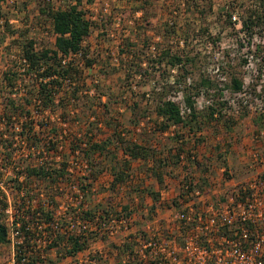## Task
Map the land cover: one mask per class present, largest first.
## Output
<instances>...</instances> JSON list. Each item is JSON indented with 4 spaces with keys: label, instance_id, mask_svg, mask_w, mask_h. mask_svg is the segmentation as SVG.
<instances>
[{
    "label": "trees",
    "instance_id": "obj_1",
    "mask_svg": "<svg viewBox=\"0 0 264 264\" xmlns=\"http://www.w3.org/2000/svg\"><path fill=\"white\" fill-rule=\"evenodd\" d=\"M2 1L0 0V18L3 16ZM127 1L126 9L121 12L123 16L119 19L133 17L135 13H140L138 17L140 19L130 25L128 36L118 44L116 58L126 71L124 80L128 82L142 72L145 74L146 68L143 65L150 61L156 65L151 67L160 71L163 81L143 95L147 104L153 103L156 117L154 124L159 125L158 129L162 132L173 126L187 127L189 137L196 142L200 141V136L197 135L199 130L205 124L219 122L223 116V102L216 100L202 110L196 106V98L203 91H208L215 79L203 73L199 79H194L192 74L198 64V54L187 50L176 51L172 42V38L180 31L184 35L183 45L188 46V38L195 28L189 26L180 28L171 17L155 25L150 21L149 15L145 14L149 0ZM183 1L188 3L187 8L190 5L195 7L189 11L197 18L211 9V0ZM93 2L94 0H65L63 6L56 8L46 6L39 9L40 15L51 22L54 33V46L51 48L37 47L35 39L21 38L23 32L9 29L13 35L20 33L21 40L17 47L21 64L19 67H7L0 74V244L9 242L6 225L9 216L5 209L11 205L14 210L12 224L18 225L23 237V241L16 245V254H27L28 251H31V254H38L39 249H36V252L33 248L43 231L52 235L47 249H55L60 254H76L87 245V238L83 234H76L74 231L62 233L59 228L52 227L55 211L59 207L57 192L64 187V182H70L71 159H79L82 165L90 169L93 167L95 171L92 173L93 179L96 175L108 172L112 176L108 189L113 190L117 187H128L133 177L134 162L140 161L142 165H146V174H150L161 183L163 170L159 172V167L177 166L184 157L186 160L194 157L185 150L183 142L169 146L167 154L161 156L162 152L158 150L157 145L152 146L146 140L141 142L122 134L118 117L110 113L111 93L102 90L89 73L96 59L91 56L86 40L97 20L94 21L92 15L88 16L84 4ZM263 3L264 0L262 5L256 4L254 0L256 8L249 7L243 10L242 30L246 35L243 39L248 43L256 33V28L264 25ZM229 16L227 23L234 29ZM175 17H178V14ZM151 25L154 29L157 27L156 33L162 39V43L158 44L155 58L147 60L145 50L149 44L143 36ZM210 39L215 46L219 38L211 35ZM168 67L170 70H176L172 84H167L168 82L164 80ZM18 70L23 73L21 76ZM86 77L91 79L90 85ZM25 80L28 84L22 90H14L17 85L18 87L24 85ZM229 80V87L233 91L241 89L242 79L238 74L229 72ZM174 87L180 90L182 101L188 109L185 114L181 112L180 104L167 94ZM104 96L106 98L102 101ZM69 103L74 105V109L82 110L86 116V126L81 133L64 130L47 114H56L60 111L62 114L59 112L60 117L67 121ZM96 103H100L101 110L95 108ZM141 104L142 100H136L129 107L134 118L131 122L135 126L145 121L149 111L148 106ZM35 107L38 108V113L33 114ZM232 124L228 122L226 126L231 127ZM101 125L110 130L109 136L104 139L97 138ZM194 163L198 162L194 159L190 165ZM88 178L89 176H83L82 180ZM82 182L76 184L86 196L91 184L84 186ZM34 186L43 192L42 199L38 198V192L33 194ZM144 190L152 196L151 209H154L157 206L158 193L148 188ZM6 191L11 197L10 202ZM133 191L139 190L135 188ZM58 193L62 195L61 192ZM106 203L108 202H105V205L87 207L81 211L80 217L90 218L97 210L106 215L116 212L113 206ZM121 210L125 215L131 214L130 202L123 204ZM59 222L63 227L65 224L63 218ZM43 223L47 226L39 228ZM128 245L129 243L125 242L114 247L118 253H122ZM35 260L37 259L33 257L32 262Z\"/></svg>",
    "mask_w": 264,
    "mask_h": 264
},
{
    "label": "rangeland",
    "instance_id": "obj_2",
    "mask_svg": "<svg viewBox=\"0 0 264 264\" xmlns=\"http://www.w3.org/2000/svg\"><path fill=\"white\" fill-rule=\"evenodd\" d=\"M181 1L183 0H149L145 14L149 15L150 21L155 25H159L171 17V20L176 21L180 28L182 26L195 28L188 38V46H180L177 41H174V39L184 38L180 31L172 38V42H174L176 51L187 50L198 54V64L192 74L194 79H199L201 73L213 76L215 79V85L212 84L208 91H203L196 98V106L202 110V108L211 106L216 100L223 102V116L220 117L219 122L205 124L199 130L197 135L200 136V141L198 142L189 137L187 127L173 126L162 132L158 129L159 125L154 124L153 121L156 117L153 112V103L147 104L143 95L163 81L160 71L151 67V65H156L150 61L143 65L146 68L145 74L142 72L128 82L124 80L126 71L116 58L118 44H121L122 39L128 36L130 25L132 26L134 21L140 19L138 18L140 13L120 20L119 17L123 16L121 12L126 9L127 0H94L92 4H84L85 9L88 10V16L92 15V19L97 20L86 40L91 56L96 59L89 73L102 90L111 93L110 113L118 117L122 134L141 142L146 140L152 146L157 145L158 150L162 152L161 156L167 154L169 146L179 145L180 142H183L185 150L194 156L188 160L184 157L177 166L159 167V172L163 170L161 183H158L150 174H146V165H142L140 161L134 162L131 183L129 182L128 187H117L113 190L108 189L112 177L108 172L96 175V178L93 179L92 173L95 172L93 167L90 169L84 164L82 165L76 158L69 161L70 182L76 184L83 181L84 186L88 183L91 184L84 196V202L79 206L86 205L87 208L97 204L105 205L104 203L108 202L106 204L117 208L130 202V210L134 215L132 230H140L144 219L148 218L151 212L158 210L159 216H162L165 211H168V207L174 204V200H177L176 195L184 176L194 177L204 184L203 175L215 176L221 168H224L235 180H240L249 175L251 171L249 165L254 152L264 157V25L256 28V33L251 39L253 43L248 45L246 39H242L246 36L245 33L244 35L237 34V31L227 23L228 15L231 12L241 13L240 10L252 6L253 1L211 0V9L200 18L190 13L189 10L195 8L193 5H190L188 9V3L183 1L182 4ZM64 4L65 0H3L1 2L3 16L0 18V74L7 67H19L21 64L17 47L21 40L20 33L13 35L9 29L23 32L24 35L21 34L23 36L21 38L35 39L37 47L51 48L54 46L51 22L40 15L39 9L46 6L56 8ZM256 4L262 5V0H256ZM176 14L178 17H175ZM156 30L157 27L154 29L151 25L143 36L149 44L145 50L147 60L155 58L158 44L162 43ZM209 35L219 38L215 46ZM168 68L164 80L168 82L167 84H172L176 70ZM18 72L19 76L23 74L19 70ZM229 72L238 74L244 82H248L245 94H236L229 87ZM86 78L90 85L91 79ZM26 80L24 85L20 87L17 85L14 90H22L28 84ZM167 94L178 103L183 102L182 97H178L181 96L179 89L171 88ZM105 98L104 96L102 101ZM136 100H142L143 104L141 105L148 106L149 110L145 121L143 120L138 126L131 122L133 116L129 109ZM73 106L69 103L68 110L70 111H67L68 114H66L67 121L60 117L62 115L60 111L61 115L59 112L47 114L57 126L78 134L84 131L87 121L82 110L74 109ZM35 108L37 110L35 109L33 114L38 113V108ZM95 108L98 111L101 110L100 103H96ZM228 122L233 123L231 127L226 126ZM109 134L110 130L101 125V131L98 132L97 138L104 139ZM66 151L64 150V152ZM194 159L198 163L190 165ZM83 176H89V178L82 180ZM150 177L152 178L150 179ZM35 188L37 187L35 186ZM135 188L139 191L134 192ZM145 188L158 193L159 204L154 209H151L152 196L145 192ZM77 189L78 187L67 185L58 191L62 195L57 192L58 202L68 204V216L72 214L74 206L78 205L75 199ZM123 233L120 232L112 238L103 236L99 239H91L89 244L94 249L101 247L109 253L115 244L121 242ZM53 251L57 254L55 249ZM11 252L12 248L8 245L0 250V264L8 260Z\"/></svg>",
    "mask_w": 264,
    "mask_h": 264
},
{
    "label": "built area",
    "instance_id": "obj_3",
    "mask_svg": "<svg viewBox=\"0 0 264 264\" xmlns=\"http://www.w3.org/2000/svg\"><path fill=\"white\" fill-rule=\"evenodd\" d=\"M250 7L256 8V4ZM240 12H231L229 17L237 34L244 35L243 9ZM174 41L183 46L182 38ZM246 43L252 45L253 42ZM247 83L242 80L241 89L235 93L245 94ZM179 104L182 113L188 111L183 102ZM249 168V175L240 180H235L224 168L215 176L203 175L204 184L194 177L184 176L177 200L168 207V213L159 216L158 210L151 212L140 230H132L134 215L132 212L125 215L121 206L108 215L97 210L90 218L80 217L81 211L86 209V205L79 206L84 202V193L77 184L64 182L63 188L78 187L75 195L78 205L68 216V204L59 203L52 227L62 233L83 234L87 245L76 254H56L54 249H47L52 235L43 231L33 248L36 252L39 249L38 254L31 251L16 254V245L23 237L18 225L12 224L14 210L9 205L5 209L9 216L6 244L13 247V254L3 264H264V157L254 152ZM33 190V194L38 192V198L42 199L43 192L35 186ZM6 195L10 202L7 191ZM61 218L65 222L63 227L59 222ZM45 226L47 224L43 223L39 228ZM120 232H124L123 238L117 245L129 243L120 254L114 246L107 253L89 244L91 239L112 238ZM51 251L54 254H50ZM33 257L37 259L34 262Z\"/></svg>",
    "mask_w": 264,
    "mask_h": 264
},
{
    "label": "crops",
    "instance_id": "obj_4",
    "mask_svg": "<svg viewBox=\"0 0 264 264\" xmlns=\"http://www.w3.org/2000/svg\"><path fill=\"white\" fill-rule=\"evenodd\" d=\"M152 177H150V179H151ZM151 200H152V198H151ZM152 204H153V200H152ZM156 204H159V201H157V203ZM168 212L167 211H165V213L164 214H167ZM6 245H8V246H10L9 244H1L0 245V250L4 247V246H6ZM12 248V252H11V254H13V247H11ZM53 253V252H52ZM51 253V254H52Z\"/></svg>",
    "mask_w": 264,
    "mask_h": 264
}]
</instances>
